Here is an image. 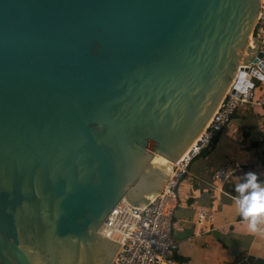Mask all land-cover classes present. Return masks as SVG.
<instances>
[{"label": "water", "instance_id": "obj_1", "mask_svg": "<svg viewBox=\"0 0 264 264\" xmlns=\"http://www.w3.org/2000/svg\"><path fill=\"white\" fill-rule=\"evenodd\" d=\"M260 1L0 0V264L112 262L99 228L162 191L154 158L203 133Z\"/></svg>", "mask_w": 264, "mask_h": 264}, {"label": "crops", "instance_id": "obj_2", "mask_svg": "<svg viewBox=\"0 0 264 264\" xmlns=\"http://www.w3.org/2000/svg\"><path fill=\"white\" fill-rule=\"evenodd\" d=\"M226 161L239 163L241 170L225 182L223 193H219L220 185L213 173ZM250 172L256 174L255 181L250 182ZM261 188H264V106L243 105L219 134L215 146L205 157L198 156L192 161L178 184L171 222L172 238L177 244L175 263L264 264V223L258 224L257 232H251L237 203ZM200 208L209 213L210 222L196 223V211Z\"/></svg>", "mask_w": 264, "mask_h": 264}, {"label": "built area", "instance_id": "obj_3", "mask_svg": "<svg viewBox=\"0 0 264 264\" xmlns=\"http://www.w3.org/2000/svg\"><path fill=\"white\" fill-rule=\"evenodd\" d=\"M248 46L250 52L245 53L247 59L240 64L225 98L199 138L179 161L171 164L162 191L143 207L132 206L122 200L99 228L101 235L120 244L110 264H176L174 252L177 244L172 238L171 222L180 180L187 174L192 161L212 144L218 133L227 128L241 106H264V94L255 97L256 84L262 86L264 80L251 75L254 70L264 66V0L260 1L257 23ZM254 51L263 56L258 58ZM240 170L239 163L226 161L214 171L213 178L220 185L217 188L219 193H223L225 182ZM195 220L200 225L210 222L211 217L205 209L200 208L196 211Z\"/></svg>", "mask_w": 264, "mask_h": 264}, {"label": "clouds", "instance_id": "obj_4", "mask_svg": "<svg viewBox=\"0 0 264 264\" xmlns=\"http://www.w3.org/2000/svg\"><path fill=\"white\" fill-rule=\"evenodd\" d=\"M245 75L247 76L248 74ZM251 75L257 79L264 80V66H261L258 70H254ZM248 86L251 87V84ZM248 176L250 182L256 180L255 173L250 172ZM237 203L240 216L243 220L247 221L249 230L253 233L257 232L258 224L264 223V188L254 191L250 196H245L242 200L237 201Z\"/></svg>", "mask_w": 264, "mask_h": 264}, {"label": "bare ground", "instance_id": "obj_5", "mask_svg": "<svg viewBox=\"0 0 264 264\" xmlns=\"http://www.w3.org/2000/svg\"><path fill=\"white\" fill-rule=\"evenodd\" d=\"M155 166H157L160 170L168 173L171 168V163L165 160L162 157L156 156L152 162Z\"/></svg>", "mask_w": 264, "mask_h": 264}, {"label": "trees", "instance_id": "obj_6", "mask_svg": "<svg viewBox=\"0 0 264 264\" xmlns=\"http://www.w3.org/2000/svg\"><path fill=\"white\" fill-rule=\"evenodd\" d=\"M219 134L220 133H218L214 138H213V141H212V144L208 147V148H206V149H204L202 152H201V154L199 155V156H206L208 153H209V151L213 148V146H215V144L217 143V140H218V137H219ZM258 263H262L261 261H257Z\"/></svg>", "mask_w": 264, "mask_h": 264}, {"label": "rangeland", "instance_id": "obj_7", "mask_svg": "<svg viewBox=\"0 0 264 264\" xmlns=\"http://www.w3.org/2000/svg\"><path fill=\"white\" fill-rule=\"evenodd\" d=\"M244 61H245V58L243 57L242 60H241V62H244ZM262 94H264V85L263 86H260L259 84H256V86H255V95L258 96V95H262Z\"/></svg>", "mask_w": 264, "mask_h": 264}]
</instances>
